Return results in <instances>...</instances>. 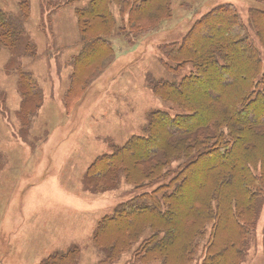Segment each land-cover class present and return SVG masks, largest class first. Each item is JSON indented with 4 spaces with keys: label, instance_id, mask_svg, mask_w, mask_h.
<instances>
[{
    "label": "trees",
    "instance_id": "1",
    "mask_svg": "<svg viewBox=\"0 0 264 264\" xmlns=\"http://www.w3.org/2000/svg\"><path fill=\"white\" fill-rule=\"evenodd\" d=\"M77 1L84 0L66 5ZM87 1L74 12L81 48L71 80L78 84L106 56L105 38L116 30L112 8L136 35L171 15L170 0ZM19 5L17 16L0 10V48L10 55L6 69L17 67V118L27 130L42 95L18 63L36 57L24 29L28 3ZM159 49L170 75L189 72L179 82L148 78L146 85L180 113L150 111L141 134L111 146L84 177L91 193L121 181L135 193L94 230L100 264L136 245L130 264H242L264 206V9L249 8L244 22L233 5L216 6L180 42ZM77 251L71 246L43 264H75Z\"/></svg>",
    "mask_w": 264,
    "mask_h": 264
},
{
    "label": "rangeland",
    "instance_id": "2",
    "mask_svg": "<svg viewBox=\"0 0 264 264\" xmlns=\"http://www.w3.org/2000/svg\"><path fill=\"white\" fill-rule=\"evenodd\" d=\"M28 3L24 29L36 57H19L42 95V104L21 130V98L14 64L0 48V264H43L76 246L75 264H100L103 253L93 241L98 222L135 193L123 181L105 193L84 189L87 169L111 146L141 134L150 111L179 110L160 101L146 80L179 82L189 69L170 75L160 47L180 42L192 24L212 8L231 4L246 22L251 7L264 0H170L171 15L153 31L136 35L126 17H115L106 56L72 82V59L80 52L75 10L87 0H0V10L17 16ZM262 4V5H259ZM17 65V63H16ZM94 69L93 72H90ZM264 206L242 264H264ZM137 245L113 264H130Z\"/></svg>",
    "mask_w": 264,
    "mask_h": 264
}]
</instances>
